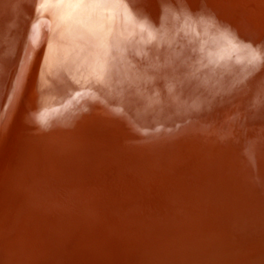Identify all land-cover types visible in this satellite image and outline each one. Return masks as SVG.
Returning a JSON list of instances; mask_svg holds the SVG:
<instances>
[{"label":"bare ground","instance_id":"1","mask_svg":"<svg viewBox=\"0 0 264 264\" xmlns=\"http://www.w3.org/2000/svg\"><path fill=\"white\" fill-rule=\"evenodd\" d=\"M42 30L47 34L37 87L46 125L68 122L90 104L105 101L149 133L191 121L222 135L235 129L245 136L248 129L264 126V63L250 69V50L232 38L235 34L264 55V0H115L101 5H40L39 12L37 0H0V91L10 68H19ZM148 32L155 39L149 41ZM99 38L115 56L116 72L106 86L95 81L91 70L100 55ZM10 93L9 89L2 110ZM89 207L93 216L95 211L108 213L104 219L108 225L97 219L89 222L96 258L99 252L113 251L120 255L118 264H126L128 256L132 260L127 263L136 264L251 260L242 259L240 241L227 243L218 230L213 236L206 234L199 228L204 222L200 219L149 220L97 204ZM26 215L25 223L18 219L22 241L35 237L40 227L58 228L57 221L56 227L50 223L57 218L44 211L34 215L36 223Z\"/></svg>","mask_w":264,"mask_h":264},{"label":"water","instance_id":"2","mask_svg":"<svg viewBox=\"0 0 264 264\" xmlns=\"http://www.w3.org/2000/svg\"><path fill=\"white\" fill-rule=\"evenodd\" d=\"M46 34L10 68L0 91V264H118L113 251L92 256L89 222L108 225V213L93 216L91 204L132 218L200 219L206 234L240 241L248 264H264V126L222 135L191 121L149 133L105 101L46 125L37 87ZM42 211L58 228L40 227L22 241L19 222L30 214L36 223Z\"/></svg>","mask_w":264,"mask_h":264},{"label":"snow or ice","instance_id":"3","mask_svg":"<svg viewBox=\"0 0 264 264\" xmlns=\"http://www.w3.org/2000/svg\"><path fill=\"white\" fill-rule=\"evenodd\" d=\"M110 2H115V0H37V12L40 10V5H51V6H61L66 4L71 5H101ZM119 2L127 3L128 0H119ZM214 23V21H211ZM37 28V25H33V29ZM147 37L149 41L155 39L151 32L147 33ZM233 40L236 41L238 45H242L243 47L249 49V59L247 60V66L252 69L257 66L259 63H264V55H261L258 49H254L251 44H245L243 41H238L235 37V34H232ZM100 39V43L97 44V48L99 50L100 55L97 57L93 67L92 74L94 76L95 81L101 86H106L107 82L113 77L116 72V68L114 67L113 61L115 60V56L109 48H106L104 45L102 38ZM82 95V94H81Z\"/></svg>","mask_w":264,"mask_h":264}]
</instances>
